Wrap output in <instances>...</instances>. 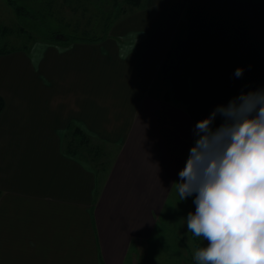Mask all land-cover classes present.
<instances>
[{"label":"crops","instance_id":"crops-1","mask_svg":"<svg viewBox=\"0 0 264 264\" xmlns=\"http://www.w3.org/2000/svg\"><path fill=\"white\" fill-rule=\"evenodd\" d=\"M158 4L0 54V264H126L150 239L196 125L148 94L184 0ZM70 127L111 146L104 170L64 150Z\"/></svg>","mask_w":264,"mask_h":264},{"label":"clouds","instance_id":"clouds-1","mask_svg":"<svg viewBox=\"0 0 264 264\" xmlns=\"http://www.w3.org/2000/svg\"><path fill=\"white\" fill-rule=\"evenodd\" d=\"M178 192L180 201L194 196L185 218L188 231L207 241L195 254L199 264H264V87L196 123Z\"/></svg>","mask_w":264,"mask_h":264},{"label":"trees","instance_id":"trees-1","mask_svg":"<svg viewBox=\"0 0 264 264\" xmlns=\"http://www.w3.org/2000/svg\"><path fill=\"white\" fill-rule=\"evenodd\" d=\"M143 1L125 0V3L142 9ZM184 2L182 15L168 42L148 94L182 107L197 123L206 118L216 106L226 105L241 92L264 87V0ZM7 3L18 13L19 6L14 0H7ZM7 30L3 26L0 34ZM50 34L44 40L68 46L76 41H100L108 32L105 30L96 37L60 32ZM17 49L27 50L25 47L7 48L1 44L0 54ZM237 67L244 69L240 78L234 76ZM1 108L0 99V110ZM215 123H221L219 117ZM90 142L89 135L70 127L64 150L92 163L99 172L106 168L109 158L107 156L106 162L92 159L91 148L88 147Z\"/></svg>","mask_w":264,"mask_h":264},{"label":"rangeland","instance_id":"rangeland-1","mask_svg":"<svg viewBox=\"0 0 264 264\" xmlns=\"http://www.w3.org/2000/svg\"><path fill=\"white\" fill-rule=\"evenodd\" d=\"M14 1L19 6L18 13L7 0H0V28L6 26L8 29L0 34V46L25 47L28 50L33 49L34 45L48 42L44 39L51 32L77 36L85 34L86 37L100 36L105 30L108 32L109 26L114 22L162 2L144 0V7L136 9L125 3V0ZM133 11L135 12L130 14ZM193 143L194 139L191 147ZM88 147L91 148L92 159L104 162L107 156L110 159V145L91 138ZM188 155L189 151L182 169ZM178 181L179 176L165 208L158 216L150 239L137 243L126 264H199L195 254L201 247L207 246V241L188 231L185 217L190 211L194 212V196L180 201Z\"/></svg>","mask_w":264,"mask_h":264}]
</instances>
